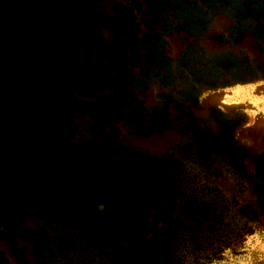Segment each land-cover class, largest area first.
<instances>
[{"label":"rangeland","instance_id":"rangeland-1","mask_svg":"<svg viewBox=\"0 0 264 264\" xmlns=\"http://www.w3.org/2000/svg\"><path fill=\"white\" fill-rule=\"evenodd\" d=\"M210 2L0 0V264H264V36ZM122 29L246 81L121 84Z\"/></svg>","mask_w":264,"mask_h":264},{"label":"trees","instance_id":"trees-1","mask_svg":"<svg viewBox=\"0 0 264 264\" xmlns=\"http://www.w3.org/2000/svg\"><path fill=\"white\" fill-rule=\"evenodd\" d=\"M210 3V5L207 4V8H214V14L222 13L228 14L233 19H247L248 25L253 29L252 33L246 32L245 37L263 39L260 36H264V0H212ZM199 14L193 18L195 28H200L199 17L201 14ZM112 23L117 24L118 20L112 21ZM239 29L248 30L245 25L232 27L234 39ZM193 32L191 31V33ZM135 36V33L128 32L127 29H122L121 35H118L116 31V47L113 52L110 48L106 51L102 49V51H98L100 55L108 56V60L119 69L118 75L121 84H130L132 88L142 90L148 84H155L158 80L162 81L163 78L166 82L170 80L169 78H173L172 81L180 78L184 79L185 85L192 89L205 87L208 90H217L246 81L245 70L232 64V61L228 66H225L219 58H210L206 61L193 54L184 55L179 60L173 61L164 57L162 46L154 40L140 51ZM131 42L133 45L128 46ZM96 56L98 57V55ZM246 68L249 69L247 66ZM134 69H138L139 72L132 82L130 79L134 78ZM191 93L194 94V92ZM187 100L193 102L192 99ZM261 184L264 185V182ZM259 191L263 190L259 189Z\"/></svg>","mask_w":264,"mask_h":264}]
</instances>
